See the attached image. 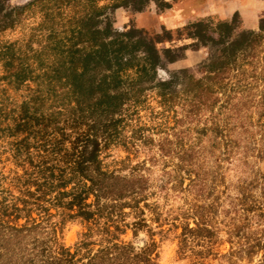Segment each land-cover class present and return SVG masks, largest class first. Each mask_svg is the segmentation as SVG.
Wrapping results in <instances>:
<instances>
[{
    "label": "trees",
    "instance_id": "1",
    "mask_svg": "<svg viewBox=\"0 0 264 264\" xmlns=\"http://www.w3.org/2000/svg\"><path fill=\"white\" fill-rule=\"evenodd\" d=\"M146 1L0 0V36L22 33L0 40V163L6 153L13 165L0 166V264H155V236L168 232L190 264L217 255L228 264L255 257L264 264V171L245 176L250 162L264 159V17L256 30L237 33L235 15L191 23L193 35L217 50L207 52L202 76L182 70L175 82V74L158 78L152 43L102 25L109 8ZM151 87L156 115L181 107L184 116L204 111L210 120L195 130L207 155L178 143L175 160L160 157L164 166L175 161L172 169L154 177L146 163L157 158L133 163L128 155L173 144L167 135L155 142L138 123ZM6 89L21 92L19 99ZM113 147L127 152L125 174L104 161ZM229 166L238 172L235 196L217 189L227 186ZM185 179L181 190L191 200L175 214L147 188ZM75 221L84 228L69 247L61 232ZM140 230L148 237L140 247L124 240ZM223 243L224 253L216 249Z\"/></svg>",
    "mask_w": 264,
    "mask_h": 264
},
{
    "label": "rangeland",
    "instance_id": "2",
    "mask_svg": "<svg viewBox=\"0 0 264 264\" xmlns=\"http://www.w3.org/2000/svg\"><path fill=\"white\" fill-rule=\"evenodd\" d=\"M7 1L14 4L24 0ZM164 1L165 5L161 3V0L158 2L148 0L143 3H135V7L140 6V10L136 9L133 4L127 7L109 8L106 15L103 16L102 25L110 24L114 32L131 31L135 37L143 38L152 43L159 52L161 60V65L157 68L158 78L167 79L175 74L177 75L175 82L180 81V71L182 70L196 77L202 76L205 73L202 64L208 56L207 52L209 51V55H212L217 50L215 45H211L209 42L206 43L200 37L193 35L191 23L205 19L210 20L214 24L218 20H230L235 15L236 28L234 33H237L245 28L256 30L260 19L264 17V0ZM21 34L20 30L6 31L0 36V40H14L20 37ZM20 93L14 92L11 89H6L4 92V94H9L16 100L19 99ZM146 94L145 109L140 111L138 123L149 128L145 134L152 136L155 142L162 136L167 135L168 139L173 140V144H168L162 151L158 150L155 145L151 148L145 146L134 148L128 154L133 160L132 162L134 163L144 158L147 160L149 158H157L158 161L154 165H151L150 161L146 163L148 169L145 171L154 177L162 174L163 170L169 171L172 169L173 166L171 164L175 161H170L169 165L164 166L160 157L162 154H165V157L169 158L175 156L178 152H182L178 143L183 145L184 148L190 144H194L192 153L195 155L199 154L200 156L207 155L206 151L199 148L195 133V130L201 128L205 122L210 123V120H206L207 112H201L199 117L184 116V109L176 107V110L170 112L166 117L156 115L159 107L155 96V89L153 87L148 88ZM172 126H174V129H171ZM166 127L170 128L166 131L168 132L167 134H164L162 131L157 132L165 130ZM203 143H205V140H203ZM219 152L218 149H215L213 152L208 153L216 156ZM102 155L110 168L119 170L121 174L128 172V169L123 168L124 163L121 162L127 156V152L122 147L110 148L104 151ZM5 156L6 153L1 155L3 162L0 163V166H3L4 171H8L13 169V165L10 160L5 159ZM249 164L248 172L245 174L248 181L253 178L255 173L264 171V159L259 161L253 160ZM226 172L227 186H217V189L223 190L226 187L227 193L230 196H235L237 194L238 172L232 166H229ZM186 184L187 179L184 180L183 186H172L171 183H168L167 186H148L147 188L149 190H156V200L159 204L164 206L165 210H169L170 214H175L178 206H184L187 201L191 200V196L181 190L186 187ZM252 191L257 194L255 187L252 188ZM152 226L157 229L155 224ZM83 228L84 226L77 221L65 224L61 232L65 245L73 247L78 239L79 232ZM173 234V232H168L155 236L157 244L155 264H190L188 258L178 256L177 242ZM123 238L126 241L134 243L133 245L136 247H140L148 239L143 230H140L136 237H133L131 232L128 231ZM216 249L224 253L228 249V244L217 245ZM257 259L258 257H255L252 261L243 260L238 264H257ZM206 261L208 264H228L227 259L219 255L207 258Z\"/></svg>",
    "mask_w": 264,
    "mask_h": 264
},
{
    "label": "crops",
    "instance_id": "3",
    "mask_svg": "<svg viewBox=\"0 0 264 264\" xmlns=\"http://www.w3.org/2000/svg\"><path fill=\"white\" fill-rule=\"evenodd\" d=\"M218 14V13H217ZM218 15H220V14H218ZM221 17V16H220Z\"/></svg>",
    "mask_w": 264,
    "mask_h": 264
}]
</instances>
